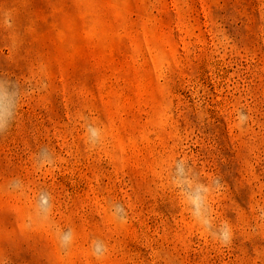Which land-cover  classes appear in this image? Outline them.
<instances>
[{"label":"rangeland","instance_id":"obj_1","mask_svg":"<svg viewBox=\"0 0 264 264\" xmlns=\"http://www.w3.org/2000/svg\"><path fill=\"white\" fill-rule=\"evenodd\" d=\"M0 80V264H264V0H0Z\"/></svg>","mask_w":264,"mask_h":264},{"label":"clouds","instance_id":"obj_2","mask_svg":"<svg viewBox=\"0 0 264 264\" xmlns=\"http://www.w3.org/2000/svg\"><path fill=\"white\" fill-rule=\"evenodd\" d=\"M20 94L17 86L12 81L0 80V129L7 126L11 127L16 119L17 110L19 106ZM239 119L243 122L247 119L242 113ZM87 143L95 147L102 143L103 129L97 127L92 123L86 124ZM53 156L47 149H42L37 155L38 164L53 163ZM176 183L184 187L185 200L191 206L192 216L194 220L200 224L205 230L212 228L209 217V210L204 193L207 191L203 185L197 184L192 186L183 176L182 168L177 167ZM217 188L220 187L219 181H214ZM14 187L18 185H13ZM47 197L41 198L40 208L42 214L46 217L48 213V206L46 204ZM214 240H217L222 245H228L232 239V233L227 225H221L211 231ZM73 235L71 231L62 232L59 235V240L62 246H68L72 241Z\"/></svg>","mask_w":264,"mask_h":264}]
</instances>
